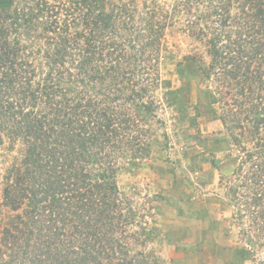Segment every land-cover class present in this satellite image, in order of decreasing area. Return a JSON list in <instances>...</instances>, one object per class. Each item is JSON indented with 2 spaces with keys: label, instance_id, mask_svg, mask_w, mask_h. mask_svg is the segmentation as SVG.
I'll use <instances>...</instances> for the list:
<instances>
[{
  "label": "trees",
  "instance_id": "1",
  "mask_svg": "<svg viewBox=\"0 0 264 264\" xmlns=\"http://www.w3.org/2000/svg\"><path fill=\"white\" fill-rule=\"evenodd\" d=\"M135 3L0 0V144L22 147L3 179L0 264H164L136 251L151 231L134 230L117 178L157 145L156 92L172 85L160 61L176 26L204 45L176 72L219 107L238 151L227 205L244 254L264 264V0H151L140 19Z\"/></svg>",
  "mask_w": 264,
  "mask_h": 264
},
{
  "label": "rangeland",
  "instance_id": "2",
  "mask_svg": "<svg viewBox=\"0 0 264 264\" xmlns=\"http://www.w3.org/2000/svg\"><path fill=\"white\" fill-rule=\"evenodd\" d=\"M107 1L110 5L136 2V19L143 17L145 5L151 3ZM164 43L161 76L172 85L156 92L163 124L152 129L157 145L150 158L137 168L124 166L117 178L121 193L141 221L134 230L146 227L151 231L147 247L136 251L151 253L164 264H253L239 239L237 210L227 205L225 195L238 151L229 146L219 107H206L208 98L201 92L207 85L198 78L183 82L176 72L184 57L205 55L204 45L181 26L169 28ZM21 149L7 139L0 144V204L5 173L20 162ZM8 212L0 206V225L8 219ZM146 240L143 236L140 243ZM254 249L261 260L264 249Z\"/></svg>",
  "mask_w": 264,
  "mask_h": 264
}]
</instances>
